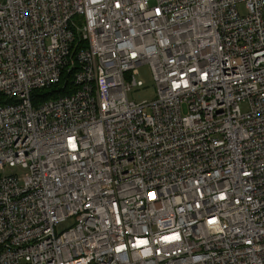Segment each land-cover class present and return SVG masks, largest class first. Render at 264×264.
Here are the masks:
<instances>
[{
	"label": "built area",
	"instance_id": "2783aa9c",
	"mask_svg": "<svg viewBox=\"0 0 264 264\" xmlns=\"http://www.w3.org/2000/svg\"><path fill=\"white\" fill-rule=\"evenodd\" d=\"M145 63L157 97L132 101ZM17 166L0 264H264V0H0Z\"/></svg>",
	"mask_w": 264,
	"mask_h": 264
},
{
	"label": "rangeland",
	"instance_id": "374dc122",
	"mask_svg": "<svg viewBox=\"0 0 264 264\" xmlns=\"http://www.w3.org/2000/svg\"><path fill=\"white\" fill-rule=\"evenodd\" d=\"M239 10L242 14L247 12V8L245 3L239 4ZM140 73L137 76L138 80L143 82V86H135L133 89L128 93V97L132 101L142 102V101H152L157 97V85L154 80V76L151 70V67L148 63L143 64L140 66L139 69ZM241 109L243 112L248 110V105L246 103L241 104ZM148 111V110H146ZM18 174L22 176L24 174V169L20 166L17 167H7L4 171H1L0 174Z\"/></svg>",
	"mask_w": 264,
	"mask_h": 264
},
{
	"label": "trees",
	"instance_id": "16d2710c",
	"mask_svg": "<svg viewBox=\"0 0 264 264\" xmlns=\"http://www.w3.org/2000/svg\"><path fill=\"white\" fill-rule=\"evenodd\" d=\"M74 90V84L72 81V76L70 74H65L58 84L50 89H41L35 92V96L41 98L42 101L52 97H58L59 95H65L71 93ZM37 102H39L37 100Z\"/></svg>",
	"mask_w": 264,
	"mask_h": 264
}]
</instances>
